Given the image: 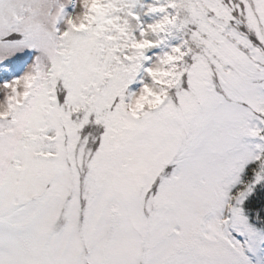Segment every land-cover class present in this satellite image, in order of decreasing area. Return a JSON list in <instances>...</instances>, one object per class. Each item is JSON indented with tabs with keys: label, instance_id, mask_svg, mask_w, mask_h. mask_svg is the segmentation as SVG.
<instances>
[{
	"label": "snow or ice",
	"instance_id": "snow-or-ice-1",
	"mask_svg": "<svg viewBox=\"0 0 264 264\" xmlns=\"http://www.w3.org/2000/svg\"><path fill=\"white\" fill-rule=\"evenodd\" d=\"M0 0V264H264V0Z\"/></svg>",
	"mask_w": 264,
	"mask_h": 264
},
{
	"label": "rangeland",
	"instance_id": "rangeland-1",
	"mask_svg": "<svg viewBox=\"0 0 264 264\" xmlns=\"http://www.w3.org/2000/svg\"><path fill=\"white\" fill-rule=\"evenodd\" d=\"M143 4L145 5V8L143 9V11L147 14L144 15V20L146 22H152V20L154 19V15L152 13H148L147 12V5L152 3L153 0H142Z\"/></svg>",
	"mask_w": 264,
	"mask_h": 264
}]
</instances>
